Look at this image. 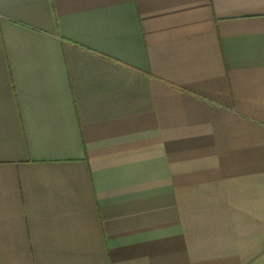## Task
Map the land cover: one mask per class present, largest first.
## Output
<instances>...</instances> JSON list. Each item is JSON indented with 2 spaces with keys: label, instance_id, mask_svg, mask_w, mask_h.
Masks as SVG:
<instances>
[{
  "label": "crops",
  "instance_id": "crops-1",
  "mask_svg": "<svg viewBox=\"0 0 264 264\" xmlns=\"http://www.w3.org/2000/svg\"><path fill=\"white\" fill-rule=\"evenodd\" d=\"M0 264H264V0H0Z\"/></svg>",
  "mask_w": 264,
  "mask_h": 264
}]
</instances>
